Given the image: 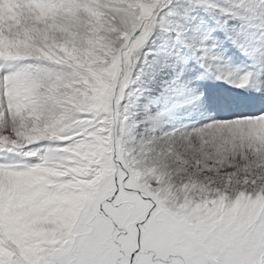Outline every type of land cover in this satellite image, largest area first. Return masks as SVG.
Segmentation results:
<instances>
[{"label": "snow or ice", "instance_id": "snow-or-ice-1", "mask_svg": "<svg viewBox=\"0 0 264 264\" xmlns=\"http://www.w3.org/2000/svg\"><path fill=\"white\" fill-rule=\"evenodd\" d=\"M159 3L15 0L0 23V264H264V110L151 163L121 148Z\"/></svg>", "mask_w": 264, "mask_h": 264}, {"label": "rangeland", "instance_id": "rangeland-1", "mask_svg": "<svg viewBox=\"0 0 264 264\" xmlns=\"http://www.w3.org/2000/svg\"><path fill=\"white\" fill-rule=\"evenodd\" d=\"M3 2L11 4L9 9ZM0 5V22L18 15L15 0ZM154 21L157 26L129 77L117 124L122 150L141 165L153 162L167 139L192 133L178 132L179 125L164 134L155 131L163 107L175 111L180 105L175 94L184 93L186 79L191 99L210 120L264 110V0H160ZM160 25L169 30L161 31ZM244 76L248 82L237 87ZM225 100L233 103L226 106Z\"/></svg>", "mask_w": 264, "mask_h": 264}, {"label": "bare ground", "instance_id": "bare-ground-1", "mask_svg": "<svg viewBox=\"0 0 264 264\" xmlns=\"http://www.w3.org/2000/svg\"><path fill=\"white\" fill-rule=\"evenodd\" d=\"M0 2H2V0H0ZM2 5H5L6 7H8V9L11 6V4L8 2L7 3L3 2ZM2 8L3 7H1V5H0V9H2ZM0 16H2V12H0ZM223 69H225V68H223ZM185 84L189 85V81L187 79L182 82V85H184V93L182 94L180 92L179 94H177V93L175 94L177 96H180V100H181V102L179 103L180 105L175 109V111H173L172 107L171 108L169 107V109L168 108L165 109V106L163 107L162 115H161L162 120L160 121L158 128H155V129H157L155 131L161 130V134H164V132H166V131L169 132L170 129L175 130L176 127L179 125L181 127V129H179L180 131H178V132H185V131L193 132V131H195V128L199 129L201 126H204L205 124H207V122L210 120L208 117H211V116H209L206 113V111L203 109V106L201 104L198 105L197 100L193 101L191 99L192 94L188 92V91H190L191 88L190 87L185 88V86H186ZM258 85H259V83H258ZM249 89H252V88H249ZM258 91H259V89L258 90L256 88L252 89V92L255 94ZM171 99L174 100V97L171 96ZM151 108L156 109L157 105L152 106ZM156 119L159 120V118H155V119H153L154 121H152V122H155Z\"/></svg>", "mask_w": 264, "mask_h": 264}, {"label": "water", "instance_id": "water-1", "mask_svg": "<svg viewBox=\"0 0 264 264\" xmlns=\"http://www.w3.org/2000/svg\"><path fill=\"white\" fill-rule=\"evenodd\" d=\"M159 11H160V10H158L157 13H158ZM153 19H154V18H153ZM116 130H117V128H116Z\"/></svg>", "mask_w": 264, "mask_h": 264}]
</instances>
